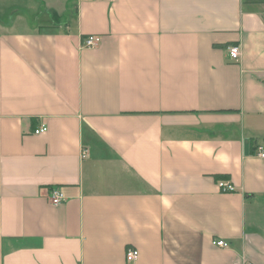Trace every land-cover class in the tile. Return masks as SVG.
<instances>
[{
	"label": "crops",
	"instance_id": "0c3cea01",
	"mask_svg": "<svg viewBox=\"0 0 264 264\" xmlns=\"http://www.w3.org/2000/svg\"><path fill=\"white\" fill-rule=\"evenodd\" d=\"M258 146L264 0H0V264H264Z\"/></svg>",
	"mask_w": 264,
	"mask_h": 264
},
{
	"label": "built area",
	"instance_id": "2783aa9c",
	"mask_svg": "<svg viewBox=\"0 0 264 264\" xmlns=\"http://www.w3.org/2000/svg\"><path fill=\"white\" fill-rule=\"evenodd\" d=\"M99 42H100V36L99 35L90 34V35L85 36L82 39V46L87 47V48H91V47H95L96 45H98ZM227 49H228L229 56L233 60H238V58L240 56V47L238 45H230ZM46 130H47V126L42 124L34 130V133L39 134V133H42ZM87 155H88L87 149L82 148L81 157L84 158ZM256 156L261 158V159H264V149L262 146L257 147ZM217 186H218L219 190L223 191V192H230V191H234V189H235L234 186L232 185V183L226 182V181H217ZM47 199L51 204L58 205L65 200V196H64V193L58 187H53L50 189L48 196H47ZM214 244L219 246V247L227 246V242L223 239H215ZM137 256H138V250L137 249H129L126 252V260L127 261H132ZM247 264H249V263H247Z\"/></svg>",
	"mask_w": 264,
	"mask_h": 264
}]
</instances>
